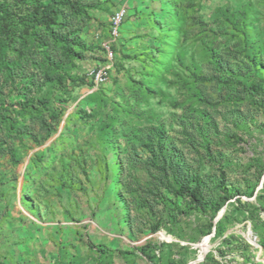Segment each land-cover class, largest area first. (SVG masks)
Segmentation results:
<instances>
[{
    "label": "rangeland",
    "instance_id": "rangeland-1",
    "mask_svg": "<svg viewBox=\"0 0 264 264\" xmlns=\"http://www.w3.org/2000/svg\"><path fill=\"white\" fill-rule=\"evenodd\" d=\"M36 1L0 0V264H264V0H87L86 48Z\"/></svg>",
    "mask_w": 264,
    "mask_h": 264
},
{
    "label": "trees",
    "instance_id": "trees-1",
    "mask_svg": "<svg viewBox=\"0 0 264 264\" xmlns=\"http://www.w3.org/2000/svg\"><path fill=\"white\" fill-rule=\"evenodd\" d=\"M164 1L165 0H161V3H162L161 7L167 8V11H168V8H170L169 2L168 1L164 2ZM18 2L22 3V2H26V0H18ZM28 6H29V11L24 17L25 21H27L28 23L34 26H41L45 28L46 30L53 32L55 34L56 41H60V42L64 41L67 44H71L72 41L74 40L75 41L74 44H78L81 47L86 48V44L83 43L81 39L79 40L77 39L78 41L76 39H71L68 37L67 34L59 33L57 29L55 28L68 25V21H66V18H65L66 16L65 14H68L67 12H70L74 16H79V18H81L84 15L89 16V6L87 3V0H47V1L39 0ZM97 7L99 8V6ZM113 12L114 11H112V13ZM127 15H128V10H127ZM126 19H127V16H126ZM0 27H1V24H0ZM71 31L73 33L76 31L75 26L72 27ZM122 31H123V27H122ZM122 33H121V36H122ZM5 62H6V67L9 69L8 61H5ZM14 65H17V63H15ZM80 82L86 83L84 79H81ZM257 87L263 89L264 86L262 84H258ZM22 106L26 107L27 105L24 103ZM155 164H158V163H155ZM261 245L264 247V242H262Z\"/></svg>",
    "mask_w": 264,
    "mask_h": 264
},
{
    "label": "built area",
    "instance_id": "built-area-1",
    "mask_svg": "<svg viewBox=\"0 0 264 264\" xmlns=\"http://www.w3.org/2000/svg\"><path fill=\"white\" fill-rule=\"evenodd\" d=\"M127 16V8L122 6L117 8L110 17V33L113 40H118L121 37L122 27ZM107 54L109 57L113 56V50L111 45H106ZM109 67H103L92 71L91 74L97 83H102L108 78Z\"/></svg>",
    "mask_w": 264,
    "mask_h": 264
},
{
    "label": "crops",
    "instance_id": "crops-1",
    "mask_svg": "<svg viewBox=\"0 0 264 264\" xmlns=\"http://www.w3.org/2000/svg\"><path fill=\"white\" fill-rule=\"evenodd\" d=\"M123 3H127L129 7L131 8L132 6L135 7V9H129V14H131L132 10L134 14L137 13V16L140 18H145L147 19L149 17H153L154 14H158V10L156 8L157 4L161 5V1L159 0H122ZM155 4V5H154ZM155 8V9H154ZM117 9V8H115ZM115 9L113 11H115ZM154 9V10H153ZM112 13V12H111ZM111 16V15H110ZM105 15L100 16V12H97L95 14V22H97V25L99 23L105 22ZM110 21V19H109ZM132 36V34L130 35Z\"/></svg>",
    "mask_w": 264,
    "mask_h": 264
},
{
    "label": "water",
    "instance_id": "water-1",
    "mask_svg": "<svg viewBox=\"0 0 264 264\" xmlns=\"http://www.w3.org/2000/svg\"><path fill=\"white\" fill-rule=\"evenodd\" d=\"M222 215H223V211L220 212V214H219L218 217H217V220H218L220 217H222ZM249 234H251V231H249ZM206 251H207V250H206ZM206 251H205V252H206ZM205 252H204V253H205ZM204 255H205V254H203L202 257H201L199 260H202V259L204 258Z\"/></svg>",
    "mask_w": 264,
    "mask_h": 264
}]
</instances>
